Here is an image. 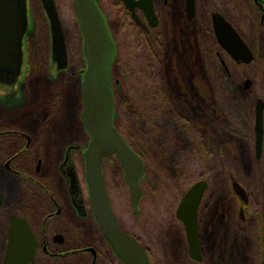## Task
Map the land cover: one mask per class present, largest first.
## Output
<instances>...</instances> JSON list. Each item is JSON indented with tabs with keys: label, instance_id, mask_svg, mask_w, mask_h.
Returning a JSON list of instances; mask_svg holds the SVG:
<instances>
[{
	"label": "flooded vegetation",
	"instance_id": "af4514ba",
	"mask_svg": "<svg viewBox=\"0 0 264 264\" xmlns=\"http://www.w3.org/2000/svg\"><path fill=\"white\" fill-rule=\"evenodd\" d=\"M189 1L190 0H152L159 21L158 26L153 28L149 25L145 12L142 9L137 7L135 12L145 27L137 24L133 20V12L122 0H116L120 8L119 12L123 14L126 13L142 32L151 37V41L161 40L163 36L161 33L163 30L166 37V43L164 44V46H166L164 54L166 63L168 62L169 55L175 53L176 55L180 54V56L183 57L182 60H186L187 58V64L191 67L199 63L203 70L205 65L204 58L205 55H208L215 59L214 61L221 66L228 76L232 75L233 69H231V64L244 65L247 69H250V73L255 76L258 72L263 88L264 0H227V5L230 6L232 10L241 8L242 11H245L243 18L248 20L249 26L245 24L246 22L239 23L231 14L222 11L224 9L220 7V4L209 6L206 9V15H202L200 10L204 6L203 2L210 3L215 2L214 0H193L194 9L191 11H189ZM98 3L102 9L101 1L98 0ZM161 3L167 5L169 8L168 17L170 21L166 23L165 28H163L162 24L163 16ZM102 11L109 24L106 12L104 9H102ZM215 12L222 14L248 45L253 55V59L250 63L236 61L221 46L214 27L213 13ZM253 17L259 21L258 24L260 28L255 43H251L248 39V36L251 34L254 35V31L250 26V20ZM245 28L250 29V34ZM110 30L114 36L111 27ZM114 38L118 52V42L115 36ZM193 52L197 55L195 59L192 57ZM69 68L68 65V68L65 70ZM253 69H255V72ZM65 70L57 71L62 73L65 72ZM203 71H205V69ZM247 81L251 82L248 87H246ZM255 82L257 81L247 76L244 79V90L246 92H251L254 89ZM15 86L16 84L7 86L6 84L0 83V88L4 91L16 88ZM190 87L191 85L187 89L189 94L187 91L184 92V99H186L185 104L187 106L193 107L197 102L199 104L202 103L203 100L209 104L208 101L203 99V96L200 95L197 89L195 91H189ZM253 99L252 133L245 139L250 140L249 143H252L253 148L251 149L244 145V149L248 150L249 159L254 158L262 163V161H264V111L262 150L259 157L256 149L257 137L255 123L257 100L262 99L264 101V94L253 96ZM6 110L7 108H2L0 106V112L2 114H7L9 112ZM80 125L83 132H86L82 122ZM215 133L218 134L217 131H215ZM234 139L231 138V140ZM4 141L6 144L12 142L15 148H13L4 160L3 169L7 175L4 171H0V184L2 183L3 185V187H0V264H5V256L7 254L10 233L15 218L27 221L37 241L35 261L30 264H128L116 254L111 244L103 236L101 228L94 217L87 191H84L82 188L83 205L81 208L73 201L69 181L62 171V167L67 160V151L71 149V158L72 160L75 159L73 152L79 150V148L76 147H79L80 144H76V142L70 144L65 155L61 157V161L59 160L58 172L63 185L62 188L60 187V195L57 190H51V192L46 189L40 180H44L48 175V173L42 170V161L39 162L36 171H30L31 174L35 176L30 174L31 176L29 177L25 174L26 171H24L25 166L22 157L24 154L23 149L32 141L28 137L26 130L16 125L7 129V126L4 125L2 127V132H0V143ZM16 164H18V166H16ZM9 174H16L19 177L18 182L12 180L10 176L8 177ZM25 179L30 181L29 184L31 185L29 186L28 192L27 188L24 190L19 184L23 183ZM201 180L206 181L208 184L198 211L199 242L202 253L201 261H197L191 257L184 223L178 219L176 213V224L172 225L173 220L170 221L169 226L171 234L168 235L166 239L162 237L158 238V241H156L157 239L155 238L154 240L153 235L148 239L145 236L137 234L134 230L132 231L126 227L124 228L119 218H117L120 228L126 234L133 236L143 247L149 258V264H188L189 260L198 264H264V250L261 249V247L264 246V235H248L242 237L236 236L234 233L236 218L238 223L247 228L248 231L262 224V215L258 212L257 205L252 202L253 194L250 193L233 174L230 175V181L225 190L219 186L211 189V183L208 179H199L196 182ZM234 181H238L243 186L247 194V200H243L238 195L234 188ZM80 183H82L81 179ZM189 188L182 195L181 199ZM85 193L88 197H86ZM237 203L239 204L238 207ZM138 206L132 209L136 211ZM238 239H245L247 241L244 243V252L242 256H237L236 253ZM257 246L260 252H258Z\"/></svg>",
	"mask_w": 264,
	"mask_h": 264
},
{
	"label": "rangeland",
	"instance_id": "374dc122",
	"mask_svg": "<svg viewBox=\"0 0 264 264\" xmlns=\"http://www.w3.org/2000/svg\"><path fill=\"white\" fill-rule=\"evenodd\" d=\"M73 1L74 0H57L62 17L64 19L65 31L69 40L72 66L68 70H65V72L59 73L57 71L56 64L53 63L51 60L50 24H48L49 45H47V35L45 38L44 33V43L47 49L43 51L42 64L36 67L34 62L35 57L32 51V49L34 48H31L29 42L35 40L36 37L37 39H39V31L37 29L38 18L35 13L38 10V4L36 2L33 3V1L28 0L30 26L25 38V60L23 72L20 80L15 86L16 88H12L10 90L7 89L6 91L0 88V106L2 108H7L6 111L15 112L17 114L9 116L8 114H2L0 112V132H2V127L4 125L7 126V129L16 125L21 129L26 130L28 137L32 140L31 143L27 144L23 149L24 154L22 157L24 161L23 164L25 166L24 171H26V173L23 171L22 172L30 177L31 175H33L31 174V172L36 171L39 162L42 161V170L48 173V175L47 177H45L44 180H40L42 181L46 189H48L49 191L57 190L60 195V187L62 188L63 185L61 183L60 174L58 172L59 160L65 155L68 146L70 144H73V142H76V144H80V146L78 147L79 150L73 152V156L75 158L73 159V163L75 164V166L77 167L76 169L79 172V176L82 182V188L88 193V187L85 177L86 165L84 159V152L88 147L90 137L87 132H83L82 127L78 121L79 117L80 119L82 117L79 107L80 104H83L82 97L79 96V101L76 97L79 87L78 85L72 87L74 83L78 84V80H80L82 90V79L84 76L83 70L86 69V62L83 53V36L80 27H78L76 22H74L75 12L73 9ZM100 1L101 3H103V9L108 16L110 27L113 33L115 34L114 36L116 37L118 42V52L112 67V74L114 84L113 88L116 90V93L119 92L117 95L120 96V101H118V107L114 121L115 119H117V122L120 124L121 128L124 129L126 135L130 137H135L134 142L135 144H137V146H145L147 145L146 143H148L145 136H143L137 129L133 128L131 126V123L128 124L127 118L126 116H124L125 105L127 106V102L125 100V93L126 90L129 89V81L130 79H132L131 75L128 74L129 69L133 67V64H131L133 63V59L131 60V53L133 52L131 50L136 45L132 37L130 38V40L128 38L125 39V36L121 32V20L114 14L112 3L109 0ZM214 1L215 2L212 3L203 2L204 6L200 10L202 12V15H206V9L209 6H212L213 4H218L219 2V0ZM160 5L163 16L162 24L163 28H165L166 23L170 21L168 17L169 8L163 3H161ZM225 6V8L228 9V14L230 13L233 18L236 19L239 23L246 22L245 24L249 26V22H247L248 20L243 18L245 11H242L241 8H235L234 10H232L231 7L227 4H225ZM245 29L250 34V29ZM161 34H163V36L160 41H163V43L162 47L161 45L158 46V50L164 49L163 51H165L166 46H164V44L166 43V37L163 33V30ZM250 36H252V34ZM137 46L136 47L140 48L141 50L139 44H137ZM35 52V55L37 57L38 51ZM192 57H194L193 59L197 58L196 53L193 52ZM182 58L183 57H181L180 54H170L168 62L165 63V78L169 86L172 88V94L182 95L185 91H187V89L191 85L189 91H195L197 89L200 95L203 96V99L208 101L210 104L213 102L214 105L216 102L213 100L212 97L213 92L214 94H218V98L220 100H223L224 96L229 95L226 93L228 87H230L231 84H225L223 80H220L218 76L219 70H217L216 72V67L219 66L218 64L214 70V80H212L211 77L208 78V76L205 75V71H203L204 69L202 70V67L199 63L191 67L189 64H187V58L186 60H182ZM149 71L150 73H152L151 68H149ZM239 71L240 72L235 70V75L242 76V74H245L246 72V70L242 69H240ZM253 71L255 72V69H253ZM27 75L30 79H28ZM39 78H41V82L42 78H45L46 82H48L47 92H41V83L39 84V88L36 87V83ZM142 83L144 85L145 82L143 81ZM146 83L148 89H151L150 80L149 83L148 80ZM132 86H135V84H133ZM257 86L258 89H260L257 92H261L262 84L259 82H255L256 90ZM222 87H226V90H223ZM37 89L39 90V92H37ZM187 93L189 94L188 91ZM180 100L182 101L181 96ZM183 100L186 101V99ZM122 102L123 105L121 107ZM161 102H164L166 104L170 101L161 100ZM171 102H173L172 99ZM119 107L120 109L118 110ZM225 107L227 108L226 105ZM78 111L80 113L79 117L78 114L77 116H75ZM15 120H17L18 122H15ZM229 120L230 123L233 122V125L235 124L234 128H239L238 130L241 133L244 132L243 123H238L237 125L231 117L229 118ZM169 126L172 127V124L169 123ZM200 126L201 134L204 135L203 143L216 142L220 144L222 147L220 154L222 158H228L230 160L232 159L231 162L233 164L235 162L234 171L236 177L241 181L244 186H246V188H256L255 193L252 192L254 198L256 200L259 199L260 202L261 200L264 201V185L262 184L263 175L260 171L261 167H259L257 170H253V172H250L248 170L247 166L249 165L250 161L249 154L248 150L244 149L245 147L241 143L242 141H240V139L236 137L234 139V137L226 134L222 131L219 126L214 125V127H212L207 125L208 131L204 127V124H201ZM216 127H218L219 129L218 134H215V130H213V128ZM211 134L214 137H211ZM152 138V143H155L153 146H155L157 144L156 139L155 137ZM231 138L234 140H231ZM222 140L225 141L227 147H223ZM5 141L0 143V171H4V160L6 156H8V154L13 150V148H15L12 142L6 144ZM212 147L210 149L209 145V147L205 150L208 151V154L211 153L209 157L210 159H212L211 164L214 165L216 168H220V165L222 166L221 160H219L215 152L216 147L214 145H212ZM188 148L190 147H186V149H184L183 151H189ZM154 149L156 148L150 147V149H145L144 151L147 160V162H145L146 175L143 178L144 187L142 189V198L138 204L139 206L136 211H134L131 206L130 191L124 179V170L115 155L108 157L104 161L103 173L108 188L110 200L112 203L113 211L116 214L115 216L122 220L123 225H125L127 229L141 231L144 228L145 230H149L150 236L153 235L155 240V238L158 239L161 236H164V233L163 235H161V233L165 232V229L170 232V221L175 220L174 218L176 209L181 198L178 201L177 197H179V192L176 190L177 187H175V190L173 191L170 190L171 192H164L162 188H160L158 180L159 176L157 174L161 173L162 176H164V174L166 175L168 171L171 172L173 170V167L170 166L171 160H169V158H172V156L161 154L155 151ZM191 151L192 149H190L189 151L190 154ZM201 153L204 154L201 150V152L196 151L195 153L190 155L192 157L190 162L191 165H195L196 170L199 171H202L204 169L202 167H199L200 165L198 164V161L200 163V161L202 162L203 160ZM198 154L201 156H199ZM216 157L218 160L215 159ZM174 158H177L175 159L176 163L179 162L180 164H182L184 154L181 152ZM167 160H169V162ZM225 163L228 166L227 160ZM233 164H230V166L233 167ZM16 166H18V164H16ZM227 166L225 167L227 168ZM5 174L7 175L6 172ZM9 176L12 180H16L18 182L19 177L16 174H9L8 177ZM168 176L169 174L167 175V177ZM165 178L161 179L164 180ZM29 183L30 181H27L25 179L23 180V183L19 184L22 188H24V190L27 188L28 192L29 186H31ZM0 187H3L2 183L0 184ZM165 189L169 190V188ZM86 197L88 196L86 195ZM238 206L239 204L237 203V207ZM139 224L143 225L144 227L139 226ZM175 224V221H173L172 225ZM145 233L146 232L144 231L143 234L147 237V234Z\"/></svg>",
	"mask_w": 264,
	"mask_h": 264
},
{
	"label": "water",
	"instance_id": "95a60500",
	"mask_svg": "<svg viewBox=\"0 0 264 264\" xmlns=\"http://www.w3.org/2000/svg\"><path fill=\"white\" fill-rule=\"evenodd\" d=\"M133 12V20L141 25L135 12L138 7L145 12L149 25L159 24L152 0H122ZM50 23L51 60L57 70L69 65L66 36L55 0H41ZM189 11L194 1L189 2ZM74 12L83 36V53L86 69L82 79V118L91 140L84 153L86 183L91 208L105 239L116 254L128 264H149V258L137 240L126 234L114 215L103 173L106 158L115 155L124 170V179L130 191L132 208H137L142 197L141 179L145 176V162L114 125L116 105L113 92L112 67L117 55V45L106 16L98 0H74ZM215 32L221 46L236 61L250 63L252 52L234 27L219 12L213 13ZM30 26L28 0H0V83L13 86L20 80L25 60V38ZM251 84L246 82V87ZM264 101L257 100L256 149L262 150ZM75 148V147H73ZM78 148V147H76ZM67 151L62 171L68 178L74 203L81 208L83 191L75 164ZM208 184L201 180L193 184L181 199L176 215L184 223L190 255L202 260L199 242L198 211ZM238 195L246 198L243 186L234 181ZM37 241L26 220L15 218L5 264H30L35 261Z\"/></svg>",
	"mask_w": 264,
	"mask_h": 264
},
{
	"label": "trees",
	"instance_id": "16d2710c",
	"mask_svg": "<svg viewBox=\"0 0 264 264\" xmlns=\"http://www.w3.org/2000/svg\"><path fill=\"white\" fill-rule=\"evenodd\" d=\"M36 2L38 4V10L35 12L36 16L38 18V36L35 38V40L30 41V45L33 53H34V62L36 67L40 64H42V56H43V51L46 50V45L44 43V33H45V38L47 35V45L49 42V31H48V19L46 17V14L43 10L42 4L40 0H31ZM112 3L113 7V12L116 15V17L120 18V24H122L121 27V32L125 36V39L132 37L135 45L139 44L140 48H137L134 46L132 48L131 53V60L133 63V67L129 69V75H131L132 79L129 81V89L126 90V97L125 100L127 102V106L125 105V114L127 118L128 124L131 123V126L135 129H137L145 138L147 139L146 143L147 145H138L135 144L134 139L135 137H130L126 135L125 131L123 128H121L120 124L117 122V119H115L114 124L118 131L124 136V138L127 140V142L138 152V154L143 158L144 162H147L146 156H145V149H150V147L156 148L154 149L155 151L161 153V154H166V155H171L172 158H169L171 160V165L173 167V170L171 172H167V174L162 176V174H157L159 176V186L162 188L164 192L166 191H173L175 190V187H177V191L179 192V199L182 197V195L185 193V191L197 180L199 179H208L211 183V189L216 188L217 186L224 188V190L227 188V185L229 184L230 181V175L233 174L235 177V171H234V164L231 162L232 159L228 158H222L221 154V145L218 143L214 142H204V135L201 134V124H204L206 130L208 131V127L214 125L219 126L223 132L226 134L236 137L240 140H242V144L249 147L253 148L252 143H249L250 140H245L252 132V124H253V106H254V99L253 96H257L258 94H264L263 88L261 92H257L260 89L257 90L254 86V89L251 92H246L243 88L244 84V79L249 76L253 80L257 79V82H260L259 74L258 72L255 75L250 73V69H247L244 65H232L233 71L232 75L228 76L227 73L221 68V66H217V63L214 61L215 59L211 56L205 55V60H204V69H205V75L212 78L214 77V70L216 67V72L219 70L218 76L220 80H223L224 83H230L231 86L228 87L227 93L229 94L228 96H224L223 100H220L218 98V94H214L213 92V100L216 102L215 105L213 102L208 104L203 100L202 103H196L195 106H187L185 104L184 99V94H172V88L169 86L166 78H165V66H166V59H165V51L164 49H159L158 46L161 45L162 43L160 40L159 41H151L150 36L142 32L136 25L135 23L131 20V18L125 13H120V8L116 2V0H109ZM59 15L63 24L65 36H66V41H67V47H68V54H69V67L72 66V61H71V55H70V47H69V40L67 37V33L65 31V24H64V19L62 17L61 11L59 4L57 0H55ZM212 3V2H211ZM218 4H221V8L224 9L225 13L228 14V9L225 8V4H227V0H220ZM102 9H103V3H101ZM216 6V4H215ZM250 10V9H249ZM108 11V10H107ZM230 14V13H229ZM74 22L78 25L76 21V16H74ZM109 20V19H108ZM259 21L253 17L250 20V26L252 30L254 31V35L248 36L249 41L252 43H255L257 41L259 32ZM79 27V25H78ZM123 28V30H122ZM115 35V34H114ZM120 41V40H119ZM126 41V40H125ZM143 47V48H142ZM160 47V48H161ZM35 51H38L37 57L35 55ZM214 64V65H213ZM216 64V65H215ZM230 65V66H231ZM131 66V65H130ZM150 66V67H149ZM149 68H151L152 73H150ZM250 68V67H248ZM246 70L245 74H242V76L235 75V70L240 72L239 70ZM249 70V71H248ZM249 72V73H248ZM28 79L29 76L27 75ZM40 77V76H39ZM147 80L149 83V80L151 82V89H148L147 87ZM37 81V80H36ZM79 83H74L72 87L75 85H78V93L76 95L77 100L79 101V96L82 94L81 90V81L78 80ZM145 82L144 85L142 82ZM41 83V92H47L48 87L46 79L41 78L38 79L36 83V87L39 88V84ZM135 84V86H132ZM146 84V85H145ZM262 84V83H261ZM46 85V86H43ZM114 87V84H113ZM262 87V86H261ZM215 89V88H214ZM213 89V90H214ZM223 90H226V87H222ZM114 91V99L116 103V112H117V107H118V101H120L119 97L116 93V90L113 88ZM215 91V90H214ZM31 92V88H30ZM37 92L39 90L37 89ZM145 92V93H144ZM216 92V91H215ZM234 92V93H233ZM42 93V94H43ZM56 94V93H55ZM180 96L182 101L180 100ZM146 97V98H145ZM171 99L173 102H171ZM161 100H167L170 101L168 103L161 102ZM225 102V103H224ZM224 103V104H223ZM173 104V105H171ZM123 105V102L121 103V107ZM171 105V106H170ZM227 106V108L225 107ZM219 107V108H218ZM80 111L82 110V104H80L79 107ZM120 107L118 108V110ZM9 116L17 115L15 112H8L7 113ZM79 117V111L75 114V116ZM207 114V115H206ZM232 118L236 124L238 123H243V128L244 132H240L238 129L239 128H234L235 124L233 125V122L230 123L229 118ZM79 123L82 122V119H78ZM240 121V122H238ZM15 122H18L15 120ZM169 123L172 124V127L169 126ZM148 130V131H147ZM213 130L219 132L218 127L213 128ZM217 134V133H215ZM211 137H214L212 134L210 135ZM218 136V135H217ZM152 137H155L156 139V145L153 146L154 144L152 143ZM211 140V139H210ZM150 141V142H149ZM212 141V140H211ZM223 147L226 146L225 141L222 140ZM152 145V146H151ZM210 145V149L212 145L216 147L215 152L221 160L220 168H216L214 165L211 164V160L209 157L211 155L208 154V151L205 149L208 148ZM188 148L189 151L192 149L191 154L189 151L184 152L183 150ZM227 147V146H226ZM213 148V147H212ZM202 152L203 160L202 163L198 161V164L200 165L199 167L204 168L202 171L196 170L195 165H191V156L193 153L196 151ZM184 154V159L182 160V164L179 162L176 163L177 155L180 153ZM199 155V154H198ZM201 156V155H199ZM217 159V157L215 158ZM169 160H167L169 162ZM218 160V159H217ZM226 160L227 164L226 165ZM193 161V160H192ZM234 161V160H233ZM233 164V167L230 166V164ZM104 166V165H103ZM227 166V168L225 167ZM198 167V168H199ZM248 170L250 172H253V170H257L259 167H261V172H262V184L264 185V161L262 163L260 161L255 160L254 158L250 159L249 165L247 166ZM146 170V169H145ZM104 171V170H103ZM169 176L167 177V175ZM166 177V178H165ZM161 178H165L164 180ZM237 178V177H236ZM167 179V180H166ZM237 180L241 182L238 178ZM143 181V182H142ZM141 181V188L143 189L144 185V180ZM147 184V183H146ZM246 187V186H245ZM165 188H169L165 189ZM172 188V189H171ZM248 189V188H247ZM251 189V188H250ZM248 189L250 193L254 192L255 189ZM170 191V192H171ZM257 191V190H256ZM264 192V188H263ZM168 194V193H167ZM88 196V195H87ZM253 204L257 205L258 212L262 215V224L260 226L255 227L253 230L248 231L247 228L242 226L241 224L238 223V220L236 218L235 226H234V233L236 236H248V235H264V201L261 200V203L259 199H255L254 196L252 198ZM177 201V202H178ZM159 208V207H158ZM157 208V209H158ZM116 215V214H115ZM171 218V217H170ZM175 219V218H174ZM120 222L122 223V220L119 218ZM175 221V220H173ZM122 226L125 228V225ZM139 226H143L139 224ZM144 227V226H143ZM140 228V227H139ZM141 229V228H140ZM144 229V228H143ZM134 230L137 234L145 236L143 232L145 231L147 234L148 239H150V232L149 230ZM130 230V229H129ZM133 231V230H132ZM160 238L164 237L165 239L168 238V235L171 234L168 232V230L165 229V232H162ZM146 237V238H147ZM158 241V239L156 240ZM247 241L245 239H238L237 241V248H236V253L237 256H242L244 252V243ZM258 247V246H257ZM258 252H260L259 247L257 248ZM262 250H264V246L261 247ZM188 264H198L196 262H193L189 260ZM206 264V263H204Z\"/></svg>",
	"mask_w": 264,
	"mask_h": 264
}]
</instances>
